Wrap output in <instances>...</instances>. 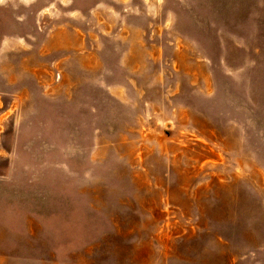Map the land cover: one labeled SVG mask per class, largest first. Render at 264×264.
Instances as JSON below:
<instances>
[{"label":"rangeland","instance_id":"obj_1","mask_svg":"<svg viewBox=\"0 0 264 264\" xmlns=\"http://www.w3.org/2000/svg\"><path fill=\"white\" fill-rule=\"evenodd\" d=\"M0 264H264V0H0Z\"/></svg>","mask_w":264,"mask_h":264}]
</instances>
